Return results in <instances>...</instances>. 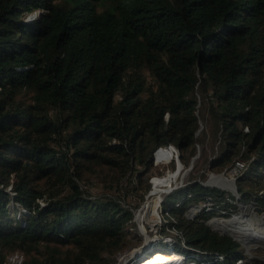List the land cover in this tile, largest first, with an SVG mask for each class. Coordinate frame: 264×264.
Masks as SVG:
<instances>
[{"label": "trees", "instance_id": "obj_1", "mask_svg": "<svg viewBox=\"0 0 264 264\" xmlns=\"http://www.w3.org/2000/svg\"><path fill=\"white\" fill-rule=\"evenodd\" d=\"M206 135L209 168L243 163L240 199L264 211V0H0V264L15 251L20 264H116L134 212L90 197L91 177L144 197L153 151L173 144L188 164ZM236 198L191 179L164 201L159 231L176 239L153 247L264 264L208 209L189 216L192 201Z\"/></svg>", "mask_w": 264, "mask_h": 264}, {"label": "rangeland", "instance_id": "obj_2", "mask_svg": "<svg viewBox=\"0 0 264 264\" xmlns=\"http://www.w3.org/2000/svg\"><path fill=\"white\" fill-rule=\"evenodd\" d=\"M203 114L204 110L200 108L199 115L201 119L200 128L198 130L200 137L204 136V133L207 132L206 121ZM203 141L202 143H199L197 153L188 160V164L183 162L180 155L177 157L175 153H170L168 150H163L161 155L153 157V165L146 175L149 177L152 187L144 197L141 196L142 189H139L138 192L132 191L129 193H127L126 188H124L126 186L123 185L121 186L122 190L119 191V193L116 190L107 189L105 184L106 182H109L107 172L102 175H93L91 177V182L86 185L90 192V197L109 198L119 196L122 204L125 207L132 209L134 212L133 218L128 223L127 227L130 232L127 247L115 256L116 264H132L135 258L136 260L139 258L137 257L138 255L144 253V251L146 252L147 249H149L147 251H150L153 245L165 241L171 243L168 238L176 239L178 232L175 230H172L171 232L169 231L172 235L161 234L159 231L162 223L167 221L169 215L168 210H166L164 206L166 195L172 193L174 190H180L185 187L191 179L200 180L204 183L208 181L210 176H219L222 174L231 180L237 178L239 172L238 168H229L222 171H212L209 168L208 162L216 154V151H214L216 150V142H214L211 135H206ZM240 170L242 169L240 168ZM203 175H205V178L202 177ZM168 176H172L169 177L168 184L161 183L160 185H157L158 179L166 178ZM262 192H264V190ZM235 194L237 195V193ZM240 196L241 194L238 192L237 198L234 200L235 206L231 207V210L229 208L213 210L211 208V202L208 201V199H201L197 202L192 201L188 208L189 216H194L200 209L205 208L208 209V224H212L214 219L217 218H227L230 220H238L242 218L247 221L253 220L256 223H259L260 226L264 225V211L258 209L255 197L250 196L245 200H241ZM182 198L185 199L186 196H183ZM245 206L249 207L254 214L249 212L244 213L243 208ZM17 208L19 209V212H16V214L14 213L15 217L22 218L23 212L26 209L21 205H17ZM225 210L231 214H222ZM242 213L243 217H241ZM242 250L243 254L249 260L258 259L264 261V242L249 240L246 244L242 243ZM196 257L200 259L201 256L198 255ZM23 258L24 255L21 251H15L8 256V264H19Z\"/></svg>", "mask_w": 264, "mask_h": 264}, {"label": "bare ground", "instance_id": "obj_3", "mask_svg": "<svg viewBox=\"0 0 264 264\" xmlns=\"http://www.w3.org/2000/svg\"><path fill=\"white\" fill-rule=\"evenodd\" d=\"M162 152L163 151H158V154ZM169 177H172V176L158 179L157 185L158 184L160 185L161 183H167L169 180ZM232 180L230 178H227L224 175H219L216 177L213 176L210 179V182H217L218 184H221L225 189L231 190L234 188ZM243 209H244V213L249 212L251 214H254V212L251 211V209L247 206H245ZM242 215L243 213L241 214V217H243ZM213 225L215 227L227 229L234 236H236V238L241 239L242 242H245V240L249 241L248 238L250 236H255L258 239L264 240V225L260 226L259 223H256L253 220L247 221L246 219H242V218L238 220H230L227 218L226 219L217 218V219H214ZM155 251H151L150 253L152 255L150 256L145 255V256L139 257L137 259L138 264H191V263H188V261L183 260L182 253H177V252L167 253V252H155Z\"/></svg>", "mask_w": 264, "mask_h": 264}, {"label": "water", "instance_id": "obj_4", "mask_svg": "<svg viewBox=\"0 0 264 264\" xmlns=\"http://www.w3.org/2000/svg\"><path fill=\"white\" fill-rule=\"evenodd\" d=\"M222 175H223V174H222ZM216 176H218V175H216ZM216 176H215V177H216ZM212 177H213V176H210V178L208 179V181H207V182H204L203 184L206 185V186H216V187H219V188H223V189H225L221 184H218L217 182H210V179H211ZM232 181H233V186H234L233 189H235V190L231 189V191H232L233 193H237V195H238V187H237L236 179H233ZM210 225H212V228H213L214 230H216V231H218V232H220V233H223V234L227 233V234H231V235H233L231 232H229V231H228L227 229H225V228L215 227V226L213 225V223L210 224ZM233 236H234V235H233ZM235 238H236V237H235ZM236 239L240 240L239 238H236ZM248 240L262 241V242H264V240H262V239H258V238L255 237V236H250V237L248 238ZM240 241H242V240H240ZM242 243L246 244L247 241L245 240V242H242Z\"/></svg>", "mask_w": 264, "mask_h": 264}, {"label": "built area", "instance_id": "obj_5", "mask_svg": "<svg viewBox=\"0 0 264 264\" xmlns=\"http://www.w3.org/2000/svg\"><path fill=\"white\" fill-rule=\"evenodd\" d=\"M163 150H168V151H170V153H175L176 155H177V157L180 155V151H179V149L175 146V145H173V144H170V145H165V146H159V147H157L154 151H153V157H156V156H158V155H161L162 153H160V154H158V151H163ZM167 151V152H168ZM172 157V156H171ZM244 167V165H243V163H241V162H237L236 163V165L234 166V167H232V168H238L239 169V171H240V168L242 169ZM169 239V242H173L174 241V239H172V238H168ZM153 250H155V249H151L150 251H148V252H151V251H153ZM150 255H152L151 253L149 254V256ZM20 264V263H19Z\"/></svg>", "mask_w": 264, "mask_h": 264}, {"label": "clouds", "instance_id": "obj_6", "mask_svg": "<svg viewBox=\"0 0 264 264\" xmlns=\"http://www.w3.org/2000/svg\"><path fill=\"white\" fill-rule=\"evenodd\" d=\"M151 249H155V250H159L158 248H155V247H151ZM147 250H149V249H147ZM146 250V252L144 251V253H141L140 255H138L137 257H141V256H147V255H149L150 254V252H148ZM155 250H153V251H155ZM160 251H162L161 249H160ZM162 252H166V251H162ZM167 253H169V252H167ZM177 253H181V252H177ZM182 254H185V253H182ZM186 255V257H183V260H186V261H188L189 263H191V264H198L199 262L196 260V259H192V258H190L187 254H185ZM194 257V256H193ZM138 262V260H136V259H134L133 260V262H132V264H136ZM199 264H201V263H199Z\"/></svg>", "mask_w": 264, "mask_h": 264}]
</instances>
